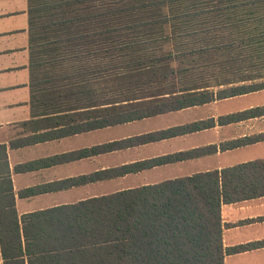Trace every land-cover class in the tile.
I'll list each match as a JSON object with an SVG mask.
<instances>
[{
    "label": "trees",
    "instance_id": "1",
    "mask_svg": "<svg viewBox=\"0 0 264 264\" xmlns=\"http://www.w3.org/2000/svg\"><path fill=\"white\" fill-rule=\"evenodd\" d=\"M28 16L32 103L264 90V0H29ZM3 182L4 264H224L222 204L264 196V160L105 200L95 218L24 219L22 229Z\"/></svg>",
    "mask_w": 264,
    "mask_h": 264
},
{
    "label": "crops",
    "instance_id": "2",
    "mask_svg": "<svg viewBox=\"0 0 264 264\" xmlns=\"http://www.w3.org/2000/svg\"><path fill=\"white\" fill-rule=\"evenodd\" d=\"M28 9L0 0V199L9 180L21 229L24 219L95 218L105 200L264 160V114H244L264 108V90L220 97L229 87L213 86L92 109L32 103ZM221 219L224 264H264V196L223 203Z\"/></svg>",
    "mask_w": 264,
    "mask_h": 264
}]
</instances>
